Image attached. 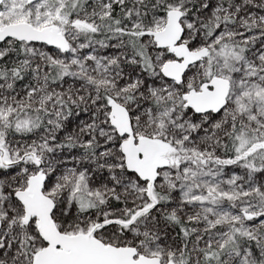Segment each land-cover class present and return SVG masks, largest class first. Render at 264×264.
Segmentation results:
<instances>
[{
    "label": "snow or ice",
    "instance_id": "snow-or-ice-1",
    "mask_svg": "<svg viewBox=\"0 0 264 264\" xmlns=\"http://www.w3.org/2000/svg\"><path fill=\"white\" fill-rule=\"evenodd\" d=\"M0 264H264V0H0Z\"/></svg>",
    "mask_w": 264,
    "mask_h": 264
}]
</instances>
